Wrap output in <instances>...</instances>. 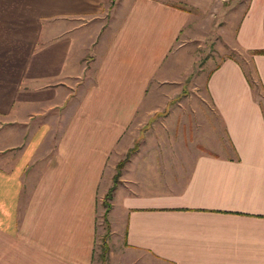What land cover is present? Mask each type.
I'll return each instance as SVG.
<instances>
[{"label":"crops","instance_id":"0c3cea01","mask_svg":"<svg viewBox=\"0 0 264 264\" xmlns=\"http://www.w3.org/2000/svg\"><path fill=\"white\" fill-rule=\"evenodd\" d=\"M226 1L0 0V264L94 263L103 171L132 148L150 84L186 73L197 15ZM232 45L262 101L224 57L205 91L228 155L143 136L111 192L102 263L264 264V0H246Z\"/></svg>","mask_w":264,"mask_h":264},{"label":"rangeland","instance_id":"374dc122","mask_svg":"<svg viewBox=\"0 0 264 264\" xmlns=\"http://www.w3.org/2000/svg\"><path fill=\"white\" fill-rule=\"evenodd\" d=\"M245 4L246 0H227L220 7L221 14H217L218 7H216L212 9L211 13L197 15V29L191 31L187 41L180 48L183 51V57L179 56L178 67H181V71L187 69L186 73L182 74L179 81L150 84V87H156V91L153 92L154 94H150L148 89L147 95L144 96L142 104L147 105L146 108H148L144 109L142 117L144 121L141 122L140 117H135L136 120L128 132V135L136 140L132 143L131 149L120 154L116 164L124 159L126 154L127 160L132 156L141 145L143 136L144 145L148 138L153 137L154 141L163 142V144H157L158 147H178L181 158H190L193 151L197 155H228L218 117L206 97L205 81L209 70L219 60L229 57L240 64L254 86L258 99L260 102L262 101V95L259 93L248 62V55L232 45L233 27ZM175 68L173 66L171 70L175 71ZM137 115L139 112L136 113ZM111 164H113L112 158L102 173L98 189L96 254L92 264H104L102 263L104 262L103 257L110 240L106 219L110 199H105V195L112 186L115 187L118 184L121 175V169L116 171L115 167L114 171H111ZM116 173L117 176H115ZM149 174L150 172H146L144 176L147 177ZM106 184L108 188L104 190Z\"/></svg>","mask_w":264,"mask_h":264},{"label":"trees","instance_id":"16d2710c","mask_svg":"<svg viewBox=\"0 0 264 264\" xmlns=\"http://www.w3.org/2000/svg\"><path fill=\"white\" fill-rule=\"evenodd\" d=\"M253 54H263L264 55V50H262V51H257V52H255V53H253ZM127 161V154H126V156L124 157V159H122L121 161H119L117 164H116V171H119L122 167H123V165H124V163ZM115 176H117V173L115 174ZM115 178V177H114ZM114 185V184H113ZM113 187L114 186H112L108 191H107V193H106V195H105V199H110V196H111V192H112V190H113Z\"/></svg>","mask_w":264,"mask_h":264}]
</instances>
